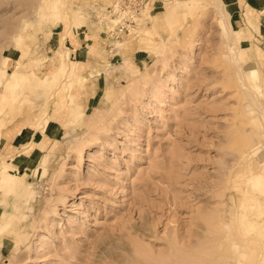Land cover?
I'll return each mask as SVG.
<instances>
[{"label":"rangeland","instance_id":"374dc122","mask_svg":"<svg viewBox=\"0 0 264 264\" xmlns=\"http://www.w3.org/2000/svg\"><path fill=\"white\" fill-rule=\"evenodd\" d=\"M55 1L0 0V264L261 261L264 11Z\"/></svg>","mask_w":264,"mask_h":264},{"label":"bare ground","instance_id":"6f19581e","mask_svg":"<svg viewBox=\"0 0 264 264\" xmlns=\"http://www.w3.org/2000/svg\"><path fill=\"white\" fill-rule=\"evenodd\" d=\"M62 1L61 0H56L55 1V3H54V6H51L52 8H54V11L53 12H55V13H57V14H60V12H61V9L63 8V5H62V3H61ZM217 9H218V11L219 12H221V13H223L224 14V8H223V6L222 5H217ZM120 13V12H119ZM125 14V13H124ZM123 14V15H124ZM129 14V13H128ZM128 19V18H127ZM127 19H125V20H127ZM124 20V19H123ZM76 28H77V26H76ZM231 39H233V36H230L229 37V45H231L230 47L232 48V40ZM240 62H239V60L236 58V65H238V69L240 68V64H239ZM18 72H20V70H15L14 71V74H17ZM13 74V75H14ZM2 79H0V81H1ZM17 85V83H11V82H7V84H6V88L7 89H9L11 86H13V87H15ZM11 89V88H10ZM51 94V93H50ZM6 96V93H3V97H5ZM12 116H14L15 117V115H17V113H22V111H23V102H21L20 100L17 102V103H14L13 105H12ZM37 111V110H36ZM36 111H34V112H32V110L31 109H29V110H27V111H25V113L24 114H32L33 115V117H37V116H39L43 111H41V112H36ZM18 116H20V115H18ZM49 123V122H48ZM47 123V125H46V127H44L45 129H47L48 128V124ZM23 132H24V130H23ZM21 146H22V144H20V146H16V148L17 149H19V148H21ZM31 146V145H30ZM29 145L28 146H25V147H22L21 149V154L19 155L20 157H22V155L24 154V153H26V152H31V147H30ZM16 149V150H17ZM29 154V153H28ZM34 155H36V154H31V156H30V158L32 159V162L31 161H29L30 163H33L34 161H35V157H33ZM47 154H45V155H43V156H46ZM30 158H29V160H30ZM34 159V160H33ZM28 160V159H27ZM27 160H26V163L23 161V162H19V161H15V163H19L21 166H26L29 162H27ZM25 163V164H24ZM251 187H249V186H247V187H245V188H242L241 189V192L243 193V192H246V190L248 191L249 189H250ZM263 192V191H262ZM233 197H234V194H233ZM233 200H235L234 198H232ZM258 202H261L260 201V199H258V198H256L254 201H253V204H255V205H257V203ZM254 211H251V213L256 217L257 216V214H256V210L255 209H253ZM250 213V212H249ZM248 228H250V229H253V230H257L258 229V231L259 232H261V233H263L264 234V220H262L261 222H256V220H249V222H248ZM219 232V231H218ZM213 234V233H212ZM219 236V235H218ZM177 238V237H176ZM178 239V238H177ZM172 240H173V238H172ZM174 240H175V238H174ZM263 241V240H262ZM170 242H174V241H171L170 240ZM134 244V243H133ZM176 244V243H175ZM174 244V245H175ZM176 246V245H175ZM174 247V246H173ZM172 247V248H173ZM179 246H177V248H178ZM185 247V246H184ZM263 247H264V245H263ZM176 248V247H175ZM176 248V249H177ZM180 248V247H179ZM188 250V249H187ZM177 251H179L178 249H177ZM191 251V250H190ZM264 252V251H263ZM198 253H199V251H198ZM196 254V253H195ZM197 255V254H196ZM196 255L195 256H192V257H190V258H188V256H187V260H189V259H191V258H193V257H195L196 258ZM262 256V255H261ZM173 258H175L174 256H172ZM171 257V254L169 255V259L167 260V262L166 261H164V260H162L165 264H167L168 263V261H172V262H177V261H175V260H171V259H173ZM179 257H181V256H179ZM179 257H177L178 259H180ZM183 257H184V255H183ZM182 257V260L186 257H184L183 258ZM171 258V259H170ZM200 260H201V258L200 257H198ZM217 258H219L218 256H217ZM216 258V259H217ZM264 257H262V260L261 261H257L255 264H264V259H263ZM167 259V258H166ZM194 259V258H193ZM207 260V259H206ZM208 260H210V259H208ZM184 261H186V259L184 260ZM183 261V262H184ZM192 261V260H191ZM199 261V260H198ZM204 262H205V259L203 260ZM203 261H199V262H202L203 263ZM218 261V260H217ZM220 261V260H219ZM163 262L161 263V264H163ZM171 262V263H172ZM206 262H208L209 263V261H206ZM182 262H179V263H175V264H181ZM185 263H189V262H185ZM211 263V262H210ZM168 264H170V262L168 263ZM173 264V263H172ZM183 264V263H182ZM194 264V263H193ZM204 264V263H203ZM205 264H207V263H205Z\"/></svg>","mask_w":264,"mask_h":264},{"label":"crops","instance_id":"0c3cea01","mask_svg":"<svg viewBox=\"0 0 264 264\" xmlns=\"http://www.w3.org/2000/svg\"><path fill=\"white\" fill-rule=\"evenodd\" d=\"M234 2H235V6H236L235 12H240L242 10H245L247 6H251L253 9H256L257 11H264V0H235ZM238 9H240V10H238ZM263 17H264V15H263ZM242 27L243 26H241L240 28H242ZM260 29H261V34L254 31L253 35L255 38L262 37V39H264V19H262V26L260 27ZM17 134L19 135V133H17ZM36 135H38V134H36ZM11 138L15 141L18 139V138L14 139L15 136H13ZM13 144L14 143H11V145H13Z\"/></svg>","mask_w":264,"mask_h":264}]
</instances>
